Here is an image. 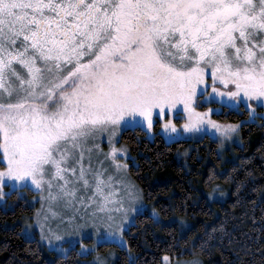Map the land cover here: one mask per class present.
Returning a JSON list of instances; mask_svg holds the SVG:
<instances>
[{"label":"snow or ice","instance_id":"obj_1","mask_svg":"<svg viewBox=\"0 0 264 264\" xmlns=\"http://www.w3.org/2000/svg\"><path fill=\"white\" fill-rule=\"evenodd\" d=\"M209 75L212 93L232 102L226 106L246 104L253 118L252 101L264 106V0H0V200L24 188L41 202H62L69 220L81 209V219H119L96 243L122 247L124 220L144 209L137 187L117 178L127 165L112 137L141 119L151 129L155 109L163 116L177 105L184 130H201L208 113L195 110V99L207 92ZM207 125L225 136L239 128ZM109 129L105 158L114 172L95 143ZM164 129L176 126L168 120ZM47 219L36 227L59 251L44 235ZM22 233L34 238L31 225Z\"/></svg>","mask_w":264,"mask_h":264},{"label":"trees","instance_id":"obj_2","mask_svg":"<svg viewBox=\"0 0 264 264\" xmlns=\"http://www.w3.org/2000/svg\"><path fill=\"white\" fill-rule=\"evenodd\" d=\"M218 107L214 120L239 124L240 144L222 153L208 136L166 142L157 124L153 139L139 127L120 132L119 143L133 162L129 176L163 221L147 211L135 216L123 233L125 248L100 247L115 250L114 264H128L129 257L134 264H162L164 256L198 257L204 264H264V117L252 120L243 108ZM237 183L241 188L233 195ZM215 187L223 189L222 199L208 198ZM19 192L0 200V264H80L74 249L57 255L25 239L22 220L34 214L35 193ZM174 218L178 224L168 222ZM188 223L181 232L179 226Z\"/></svg>","mask_w":264,"mask_h":264},{"label":"rangeland","instance_id":"obj_3","mask_svg":"<svg viewBox=\"0 0 264 264\" xmlns=\"http://www.w3.org/2000/svg\"><path fill=\"white\" fill-rule=\"evenodd\" d=\"M209 81V88L207 94L203 96L196 97L195 99V110L199 113H208V116L205 117V123L202 125L201 130H189L185 131L183 128V125L187 119L186 114L183 110V105H177V108L179 111L174 108L172 110L171 114L167 113V109H165V115L161 116L159 109H155L153 111V126L151 129H149L148 125L146 122H143L141 118V122L134 127H139L142 128L145 133L146 137L148 139H153L154 137V126L157 124L158 129L157 132L162 136V138L166 142H171V141H176V140H197L200 139L203 136H208L211 139L217 140L220 144V152L225 148H229L230 145H239L240 144V136H239V130L237 132H234L231 134V136H225L222 135L221 133L216 132L214 128H210L207 125V120L211 119L212 121L216 122L217 124L221 126H226V125H239V124H231V123H222L214 120L212 117L215 113L218 112L219 105H229L232 102H229L227 97H219L216 96L214 93H212V88H211V78L210 75L207 77ZM219 87L223 88L222 85ZM201 90H203L204 86H200ZM252 103L255 106L254 108V118L250 117L249 115V109L247 108L246 104H241L239 108H243L248 112L249 118L252 120H256L255 117L261 116L264 117V106L262 105H257L255 101H252ZM212 105L210 107H204L201 108L202 106H207V105ZM213 105H216V107H213ZM200 106L199 108H197ZM232 110L239 109V108H232L230 106H226ZM168 120H171V122L176 126V131L172 132L170 129L165 130L164 129V124L168 122ZM134 127H124L123 129H117L116 134L114 137H112V140L114 142V146L117 149H123L124 151L118 152L117 153V158L120 161L121 165H127V168H121L120 172L117 173V178H124L127 181L133 183L137 189L139 190L140 193V199L136 201L137 204H142L144 212L147 211L152 218L155 221H163L157 212L150 206H147L142 199V194L140 188L135 184V182L131 179L128 173V168L130 164H132V158L130 157L129 153L127 152L126 148L119 143V134L121 131L127 128H134ZM239 129V128H238ZM111 129H109V132L105 133H100L97 136V139L95 143L100 145V152H99V159H103L104 163L106 166L109 167L110 171H115L114 166H112V161L110 158H105V153L109 151L110 145H109V135H110ZM96 150L94 149V152ZM217 190L215 192H211L213 198L211 199H222L225 195L223 192V189L220 187H215ZM24 188H21L19 191L23 190ZM4 192L7 193L9 190L7 187H4ZM18 191V193H20ZM33 193H35L34 198L30 200V204L34 205V214L29 217H24L22 220V229H26L29 225L32 226V231L34 233V238L39 242V244L46 250L53 252L57 255H66L70 250L74 249L77 254L81 257L80 258V264H99V261L103 260L104 264H114L115 258H116V252L113 248H105L102 249L100 248L103 245H116V243H101L97 244L96 243V238L98 234H105L107 235L109 232H112L115 230L117 224H119L120 220L117 219L115 223L108 221L105 217L103 220H98L96 222H93L87 218V216H84L83 219H81V216L83 215V209H81V213L78 214L74 219L69 220L68 217L72 215L71 210L65 208L62 204V202H52L51 204L49 201L45 200L41 202L40 200V195L37 191L32 190ZM223 193V195L221 194ZM22 195V194H19ZM209 198V195H208ZM43 203V207H42ZM49 208H51V211H49ZM53 212L56 213L55 216H53ZM155 212V215L153 213ZM38 214V215H37ZM134 214L130 211L129 216H133ZM47 216L48 219L47 221H44V235L46 237H49L51 239L52 245H61V248L59 251H56L54 249H51L49 247L48 240H42L41 239V233L40 229L36 227L35 220L37 219H42L43 217ZM122 216V214H121ZM134 219L129 223L128 220H124V230L119 233V235L116 236V239L119 240L120 237H123V233L125 230L128 228L130 224H132ZM177 219H170L168 222H175L178 224ZM182 221V220H181ZM108 225H111V227H108ZM190 224L188 223V226L186 227H181L180 231L184 232ZM49 229L52 230V232L58 234L61 236V240L57 241L54 238L50 236ZM67 241H72L73 245L70 247L67 243ZM124 241V237H123ZM125 242V241H124ZM118 247V246H117ZM86 249L87 252L86 254H80L81 249ZM118 248H125V244L122 247ZM168 257V256H164ZM164 257L162 258V264H165ZM168 264H191L193 260L199 261V264H204L202 260L198 257H192L190 259H171L170 257Z\"/></svg>","mask_w":264,"mask_h":264},{"label":"flooded vegetation","instance_id":"obj_4","mask_svg":"<svg viewBox=\"0 0 264 264\" xmlns=\"http://www.w3.org/2000/svg\"><path fill=\"white\" fill-rule=\"evenodd\" d=\"M209 88V87H208ZM208 88H207V92H208ZM207 92L205 94H207ZM204 94V95H205ZM198 97V96H197ZM200 106H198L197 108H199ZM207 107H210L209 105H207ZM219 108V107H218Z\"/></svg>","mask_w":264,"mask_h":264}]
</instances>
